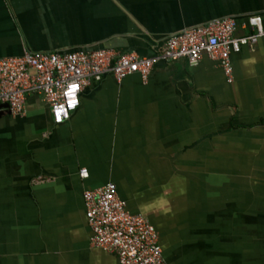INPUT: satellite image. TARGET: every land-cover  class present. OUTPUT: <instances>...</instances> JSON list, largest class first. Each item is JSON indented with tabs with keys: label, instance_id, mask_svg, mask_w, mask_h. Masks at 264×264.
Instances as JSON below:
<instances>
[{
	"label": "crops",
	"instance_id": "obj_1",
	"mask_svg": "<svg viewBox=\"0 0 264 264\" xmlns=\"http://www.w3.org/2000/svg\"><path fill=\"white\" fill-rule=\"evenodd\" d=\"M264 0H0V57L107 48L142 56L224 17L242 35ZM106 74L53 122L39 95L0 104V264H120L91 244L83 193L109 181L157 229L165 264H264V39ZM87 169L82 177L80 170Z\"/></svg>",
	"mask_w": 264,
	"mask_h": 264
},
{
	"label": "built area",
	"instance_id": "obj_2",
	"mask_svg": "<svg viewBox=\"0 0 264 264\" xmlns=\"http://www.w3.org/2000/svg\"><path fill=\"white\" fill-rule=\"evenodd\" d=\"M248 27L250 31L240 35L235 17L215 18L169 35L160 52L152 56L96 48L26 49L21 55L0 57V104H8L12 114L22 115L28 97L39 95L53 122L59 124L69 119L79 106L84 87L100 81L106 74L121 81L139 73L147 80L161 60L186 58L197 64L204 55L217 62L232 81L231 53L240 51L242 45L253 46L259 38L264 39L260 14L249 16ZM80 175L87 177V169L82 168ZM83 197L93 246L114 252L120 264H165L157 229L145 216L128 209L114 182L85 189Z\"/></svg>",
	"mask_w": 264,
	"mask_h": 264
},
{
	"label": "water",
	"instance_id": "obj_3",
	"mask_svg": "<svg viewBox=\"0 0 264 264\" xmlns=\"http://www.w3.org/2000/svg\"><path fill=\"white\" fill-rule=\"evenodd\" d=\"M5 105V107L9 110V106H8V104H4ZM10 111V110H9Z\"/></svg>",
	"mask_w": 264,
	"mask_h": 264
}]
</instances>
